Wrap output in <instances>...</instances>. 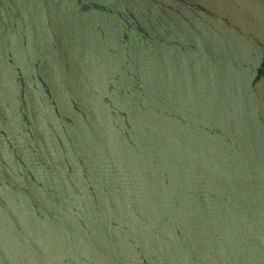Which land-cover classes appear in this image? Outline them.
Here are the masks:
<instances>
[{"label": "water", "instance_id": "obj_1", "mask_svg": "<svg viewBox=\"0 0 264 264\" xmlns=\"http://www.w3.org/2000/svg\"><path fill=\"white\" fill-rule=\"evenodd\" d=\"M0 264H264V0H0Z\"/></svg>", "mask_w": 264, "mask_h": 264}]
</instances>
